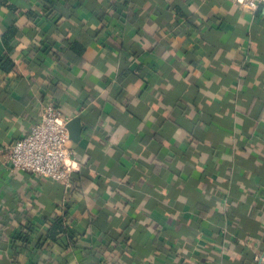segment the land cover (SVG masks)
Segmentation results:
<instances>
[{
	"label": "crops",
	"instance_id": "obj_1",
	"mask_svg": "<svg viewBox=\"0 0 264 264\" xmlns=\"http://www.w3.org/2000/svg\"><path fill=\"white\" fill-rule=\"evenodd\" d=\"M57 8L0 0V59L18 67L0 68V264H92V248L102 261L122 248L118 264H255L264 253V5L253 14L233 0ZM69 38L81 54H58ZM46 104L83 125L69 142V193L6 165ZM61 216L59 241L13 243L23 220L43 239Z\"/></svg>",
	"mask_w": 264,
	"mask_h": 264
},
{
	"label": "built area",
	"instance_id": "obj_2",
	"mask_svg": "<svg viewBox=\"0 0 264 264\" xmlns=\"http://www.w3.org/2000/svg\"><path fill=\"white\" fill-rule=\"evenodd\" d=\"M233 1L252 14L264 5V0ZM68 121L55 105H44L37 121L9 147L7 168L11 172H30L51 178L71 191L74 152L69 147ZM253 260L255 264H264V253L255 252Z\"/></svg>",
	"mask_w": 264,
	"mask_h": 264
},
{
	"label": "trees",
	"instance_id": "obj_3",
	"mask_svg": "<svg viewBox=\"0 0 264 264\" xmlns=\"http://www.w3.org/2000/svg\"><path fill=\"white\" fill-rule=\"evenodd\" d=\"M46 1H47V3H49V7L52 8V12L53 11L55 13L59 12L58 8H57L59 0H46ZM69 1H71V0H69ZM66 2H67V0H66ZM25 13H27L28 16L30 18H32L33 21H35V22L39 17L38 13L34 9H27L25 11ZM70 16H74V13ZM57 28H58V30L61 31L63 29V25L57 24ZM18 31H19V28L15 24L12 25L9 28V30L4 34L5 43L9 44L10 40H12L13 38H15L17 36ZM68 41H69V43L67 45V48L65 49V52L63 53V52L59 51L58 54H61V53L62 54H70L67 52H72L73 54L77 55V54H81L83 52V50L85 49L83 43L80 42L79 38H69ZM8 48L11 50V49H13V46L10 44ZM0 68L5 72H9V71L18 72V67H17L16 63L14 62V59L11 56H6V57L0 59ZM72 181H73V185H74L75 184V175L74 174L72 177ZM55 184L58 188L63 190L65 193L70 192V191H66L61 184H59L57 182H55ZM65 216H67V214H65ZM64 222H65V219L63 216L56 218L52 222V224H51V226H50V228L46 234V237H44L43 239H40L38 237L33 238V236H32L33 232H34V230L32 228L33 224L28 220H23L18 225V228L16 231V236L13 237V243H15V241L19 239L22 243L25 244V246L27 245V247L43 248L45 246V241L49 240L50 242H57V241H59V239L63 235L67 234L68 230H67V227L65 226ZM109 235L111 238V240H110L111 245L113 244V242L118 241V239L114 240V241L112 240L113 238H115L113 234H109ZM117 247H118V245H117ZM99 249L100 248H92L91 250H89L90 255L93 256V259H94L92 264H118L119 257H123V253H124L122 251V248H119L118 252L116 251L115 254H111L106 261H102V259L100 258L101 255L98 254V252L100 251Z\"/></svg>",
	"mask_w": 264,
	"mask_h": 264
},
{
	"label": "water",
	"instance_id": "obj_4",
	"mask_svg": "<svg viewBox=\"0 0 264 264\" xmlns=\"http://www.w3.org/2000/svg\"><path fill=\"white\" fill-rule=\"evenodd\" d=\"M67 128L69 130L70 139L77 142L80 140L83 130V125L79 117H74L67 122Z\"/></svg>",
	"mask_w": 264,
	"mask_h": 264
}]
</instances>
